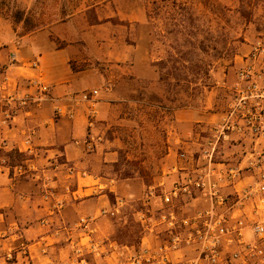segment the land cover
Instances as JSON below:
<instances>
[{
    "label": "rangeland",
    "instance_id": "rangeland-1",
    "mask_svg": "<svg viewBox=\"0 0 264 264\" xmlns=\"http://www.w3.org/2000/svg\"><path fill=\"white\" fill-rule=\"evenodd\" d=\"M9 30L13 43L34 37L38 45L71 50L72 66L151 65L143 93L138 78L111 85L121 121L107 132L120 154L119 189L110 201H123L111 239L137 247L135 213L148 187L171 180L172 169L190 158L202 163L196 158L208 129L197 127L199 148L190 152L172 110H226L238 67L264 38V0H0V36Z\"/></svg>",
    "mask_w": 264,
    "mask_h": 264
},
{
    "label": "crops",
    "instance_id": "crops-1",
    "mask_svg": "<svg viewBox=\"0 0 264 264\" xmlns=\"http://www.w3.org/2000/svg\"><path fill=\"white\" fill-rule=\"evenodd\" d=\"M13 41L14 33L11 30L0 36V66L6 68L9 76L6 92H12L25 79L37 74L38 71L32 70L27 63L36 58L50 91L48 98L38 106L32 105L18 113L5 132L8 147L1 155L8 160L9 167H0V264H67L71 256L67 239L69 235L77 237L80 234V230L75 228L80 219H92L90 227L98 239L112 240L114 220L100 214L102 209L112 207L110 197L116 195L120 181L115 169L119 162V150L107 136L108 130L121 121L114 113L112 102L117 92L111 85L115 86L122 79L138 78L141 82L139 92L143 93L147 86L142 87V82L146 83L149 78L151 65L133 61L104 65L103 68L94 65L81 68L70 64L71 59L76 58L70 53L71 50L38 45L34 37L22 41L24 44L17 48L13 46ZM11 53H14L16 60L13 64H10ZM260 69L264 86V63L260 64ZM104 86H108L109 90L100 93L96 103L99 114L93 130L99 140L95 150L86 153L83 148L87 133L85 107L77 108L71 120L64 117L53 119L52 107L56 103H67L72 93ZM122 100L129 99L124 97ZM172 111L173 126L186 129L181 144L190 152L199 148L197 140L200 129L197 127L207 130L220 122L224 113L207 110L197 113L192 107ZM29 134L36 148L33 162L44 170V178L49 186L57 187L61 192V186L67 181L65 166H72L77 172L69 179L71 192L63 195L65 206L57 215L52 214L50 203L42 199V181L18 175L14 170L16 165L24 164L25 156L18 149ZM257 158L260 165L254 167ZM182 166L179 163V169H172L176 173L169 176L171 180L158 183L162 184L161 190H168L178 177L193 174L202 168V163L190 158ZM232 167L241 171L239 177L242 183L250 177L264 176V135L240 137L233 134L223 141L210 168L216 174L221 172L220 176L224 177L226 170ZM184 168L187 170L183 171ZM223 190L230 192L232 187ZM152 202L157 204L158 200ZM41 220L50 222L51 226L40 225ZM8 252H12L13 262L6 259Z\"/></svg>",
    "mask_w": 264,
    "mask_h": 264
},
{
    "label": "built area",
    "instance_id": "built-area-1",
    "mask_svg": "<svg viewBox=\"0 0 264 264\" xmlns=\"http://www.w3.org/2000/svg\"><path fill=\"white\" fill-rule=\"evenodd\" d=\"M18 45L13 43L16 48ZM15 61L11 53L10 64ZM27 63L37 74L9 93L6 92L9 76L6 68L0 66V155L8 147L5 132L16 115L32 105L38 106L49 96L50 86L42 78L38 59ZM261 63H264V38L253 43L238 67L229 86L230 98L222 119L208 128L209 135L196 158L202 162V168L178 177L168 190H161L162 184L148 187L142 207L135 213L140 227L138 246L98 239L90 227L92 219L82 218L75 226L80 234L69 235L67 239L71 252L67 264H264V176L250 177L242 183L241 171L237 168L226 170L224 177L210 168L218 148L230 135H264ZM108 90L104 86L75 92L67 103L52 107L53 119L69 120L74 118L77 108L85 107L87 133L83 148L86 153L93 152L99 140L93 133L99 114L96 103L101 91ZM18 152L25 156L24 164L16 165L14 170L18 175L42 181V199L50 203L52 214L57 215L65 206L63 195L71 192L69 179L77 172L72 166H65L67 181L60 192L48 185L44 170L33 162L36 148L31 134L22 141ZM0 157V167H9L8 160ZM257 162L259 158L254 167H259ZM225 187H232V191H224ZM155 199L157 204L152 202ZM122 204V199L115 197L112 207L102 209L100 214L114 217ZM40 225L51 226L46 220H41ZM5 257L13 262L12 252Z\"/></svg>",
    "mask_w": 264,
    "mask_h": 264
}]
</instances>
